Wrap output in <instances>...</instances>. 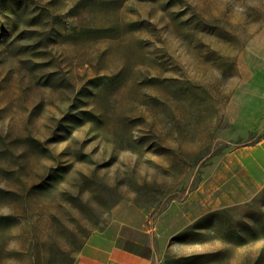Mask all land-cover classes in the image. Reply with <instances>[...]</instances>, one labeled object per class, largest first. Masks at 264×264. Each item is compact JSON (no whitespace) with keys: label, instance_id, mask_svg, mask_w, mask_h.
<instances>
[{"label":"rangeland","instance_id":"rangeland-1","mask_svg":"<svg viewBox=\"0 0 264 264\" xmlns=\"http://www.w3.org/2000/svg\"><path fill=\"white\" fill-rule=\"evenodd\" d=\"M263 138L264 0H0V264H264Z\"/></svg>","mask_w":264,"mask_h":264},{"label":"crops","instance_id":"crops-1","mask_svg":"<svg viewBox=\"0 0 264 264\" xmlns=\"http://www.w3.org/2000/svg\"><path fill=\"white\" fill-rule=\"evenodd\" d=\"M242 165L252 178L264 177V138L248 149ZM156 250L144 242L124 234L108 231L91 234L72 264H155Z\"/></svg>","mask_w":264,"mask_h":264},{"label":"trees","instance_id":"trees-1","mask_svg":"<svg viewBox=\"0 0 264 264\" xmlns=\"http://www.w3.org/2000/svg\"><path fill=\"white\" fill-rule=\"evenodd\" d=\"M72 263H73V262H72ZM72 263H71V264H72Z\"/></svg>","mask_w":264,"mask_h":264}]
</instances>
